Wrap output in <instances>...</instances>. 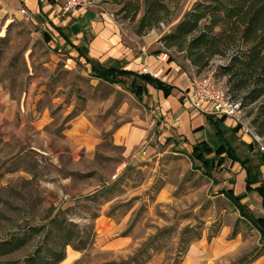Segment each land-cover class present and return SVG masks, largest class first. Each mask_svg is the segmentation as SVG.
Listing matches in <instances>:
<instances>
[{"label": "rangeland", "instance_id": "1", "mask_svg": "<svg viewBox=\"0 0 264 264\" xmlns=\"http://www.w3.org/2000/svg\"><path fill=\"white\" fill-rule=\"evenodd\" d=\"M88 1L86 9L63 15L59 7L46 14L38 5L0 0V238H17L1 262L59 249L64 235L72 240L59 264H254L264 258V224L242 216L223 193L237 183L239 168L229 161L210 167L196 155L203 141L216 145L211 130L192 140L176 134L157 88L147 84L138 92L135 71L116 73V82L99 78L85 46L94 28L108 22L117 35L137 38V53L159 60L169 53L191 86L194 77L212 75L242 107L224 127L229 146L247 158L254 155L247 147L253 140L264 154V96L254 98V86L233 90L224 73L235 50L223 47L197 67L187 43L168 45L202 0H165L158 22L144 0ZM91 12L97 17L76 19ZM250 202L248 215L260 216V202Z\"/></svg>", "mask_w": 264, "mask_h": 264}, {"label": "trees", "instance_id": "2", "mask_svg": "<svg viewBox=\"0 0 264 264\" xmlns=\"http://www.w3.org/2000/svg\"><path fill=\"white\" fill-rule=\"evenodd\" d=\"M57 2V0H48L50 4ZM144 2L148 15L155 16L153 21L158 22L162 13L167 10L165 0H144ZM152 22L148 24L149 27L153 25ZM177 29V33L172 36L173 39L168 45L181 47L187 43L190 51L189 58L197 67H204L212 56L223 54L224 48H233L235 51L231 56V62L224 67V73L230 76L229 82L232 84V89L242 91L254 86L255 92L252 96L254 98L264 96V0H202L186 14ZM58 30L62 33V28L58 27ZM142 31L143 29H140L138 33ZM90 62L99 78L112 82L117 81L113 77L116 72L105 69L92 60ZM127 73L130 72L118 75ZM132 82L137 84L138 92L145 90L147 84L163 90L166 95H169L174 88L173 85L150 73H135ZM262 115L264 116V105ZM208 118L215 129L212 141L216 145L211 146L203 141L200 147L199 145L196 147V155L208 163L211 162L210 167L222 166L227 160L241 161L245 165L248 162L247 159H242L226 141L225 125H219V121L214 119L215 115H208ZM259 132L263 134L264 129ZM212 154V157L207 158ZM260 158L264 163V154H261ZM258 178L259 172L257 171L255 180L248 179V189H252V184L257 183ZM255 190L262 195L264 206V184L256 187ZM224 192L242 216L258 225L264 224V217L248 215L247 208L249 207L242 202V197L236 195L233 189H226ZM71 240V237L64 235L61 237V242L57 243L59 249L51 246L44 247L27 256L24 261H19L18 264H59L66 258L65 247L71 244ZM19 243L18 238V245ZM15 246H17V238L11 240L0 238V258L9 252V248ZM0 264L4 263L0 260ZM5 264H14V262L7 261Z\"/></svg>", "mask_w": 264, "mask_h": 264}, {"label": "crops", "instance_id": "3", "mask_svg": "<svg viewBox=\"0 0 264 264\" xmlns=\"http://www.w3.org/2000/svg\"><path fill=\"white\" fill-rule=\"evenodd\" d=\"M26 2L30 6L36 8L37 5L42 7L46 14L48 10L56 8L61 9L59 1L56 4L42 3L34 4L32 0H19ZM97 15L93 12L84 13L76 16L78 21L87 20V18L94 19ZM68 21V20H66ZM106 26V27H105ZM116 29L111 26L110 23L105 22L102 24V28H94V38L88 47L91 60L96 62L99 66L114 71L116 73H125L135 71L137 74L141 73H156L160 70L166 75L165 81L173 85L169 95H166L163 90H157L158 96L160 98V105L166 116L167 125L172 128V131L176 134L182 135V137L192 140L193 138H198L199 135L205 133L207 130H211V136H214L215 129L210 124L208 115L200 111L193 109H188L183 103V92L190 88L191 86V76L187 72H183L181 66H179L175 61L169 60L164 62L159 60L154 55H147L145 53H137L138 43L132 36H122L121 34H116ZM144 85L143 82L140 83ZM148 87V86H147ZM216 116L215 120L219 121V125L227 126L231 118ZM254 143L255 148L252 147ZM250 153L254 154L247 156L248 162L242 164L241 161H232L230 166L233 168H239L240 176L238 177L237 183H232V186L228 189H233L234 193L242 197V202L249 206H253L250 202L251 198H255L260 202L261 209L263 213L258 217H264V206L263 197L258 191L255 190L256 187L264 184V163L261 162V154L259 151H255L256 144L253 140L247 143ZM226 161V162H227ZM225 162V163H226ZM225 163L222 165L224 166ZM259 172L258 182L252 184V189H248L247 181L255 180V175ZM64 264H71L66 262ZM254 264H264V258L257 260Z\"/></svg>", "mask_w": 264, "mask_h": 264}, {"label": "built area", "instance_id": "4", "mask_svg": "<svg viewBox=\"0 0 264 264\" xmlns=\"http://www.w3.org/2000/svg\"><path fill=\"white\" fill-rule=\"evenodd\" d=\"M46 3L48 0H38ZM61 5L62 14L79 12L89 6L88 0H58ZM21 13L32 18V13L25 7L20 8ZM169 53L162 52L160 60L168 62ZM162 70L153 73L154 77L165 81L166 75ZM183 103L188 109H193L209 115L238 119L242 112L241 103L232 98L228 90L212 75H200L194 77L192 86L183 92Z\"/></svg>", "mask_w": 264, "mask_h": 264}, {"label": "bare ground", "instance_id": "5", "mask_svg": "<svg viewBox=\"0 0 264 264\" xmlns=\"http://www.w3.org/2000/svg\"><path fill=\"white\" fill-rule=\"evenodd\" d=\"M158 73H159V71H158ZM161 73H163V72H160V74H161Z\"/></svg>", "mask_w": 264, "mask_h": 264}]
</instances>
